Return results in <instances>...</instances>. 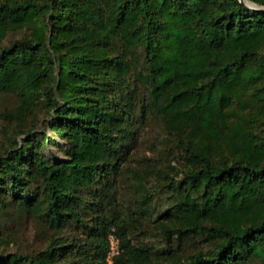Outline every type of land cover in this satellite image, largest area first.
<instances>
[{"label": "trees", "instance_id": "obj_1", "mask_svg": "<svg viewBox=\"0 0 264 264\" xmlns=\"http://www.w3.org/2000/svg\"><path fill=\"white\" fill-rule=\"evenodd\" d=\"M248 1L259 8L0 0V92L19 99L4 112L15 134L0 150V264H264V0ZM151 114L179 166L160 183L176 193L157 217L160 251L133 239L154 187L132 164ZM27 218L46 234L32 253L2 231ZM189 236L207 249L170 247Z\"/></svg>", "mask_w": 264, "mask_h": 264}, {"label": "rangeland", "instance_id": "obj_2", "mask_svg": "<svg viewBox=\"0 0 264 264\" xmlns=\"http://www.w3.org/2000/svg\"><path fill=\"white\" fill-rule=\"evenodd\" d=\"M245 3L249 6H254L248 0ZM18 102L19 99L15 94L0 92V150L3 149L7 139L15 134L12 127L8 129L7 118H4V112L13 109ZM9 133L10 135H8ZM48 134L57 141V144H50V148L56 156L63 157L65 152H67L64 142L53 133L48 132ZM133 155L134 160L132 164L136 168L151 169L153 175L149 179L152 185H154L151 189L152 194L149 196V201L145 203L148 211L145 212L143 218V232L134 236L133 239L135 242L139 239L144 245L153 250L160 251L163 248H167V244L159 226L160 219H157V217L168 209L176 198L173 188H160V183L165 178V171L175 176V170L170 168L171 166H176V169L179 170V166L176 162L173 145L169 142L167 132L158 116L153 114L148 115L138 126V135ZM128 189L126 182L123 183L120 199L126 204L128 201H132L131 193ZM2 231L4 236L11 242L9 248L27 253H32L42 247L46 237V234L43 232V226L37 224L31 218H27L26 220L20 219L8 224L2 228ZM170 245L177 254L182 256H187L198 249H207V243H204L199 237L192 236L175 240ZM252 264L263 263L257 260L253 261Z\"/></svg>", "mask_w": 264, "mask_h": 264}, {"label": "built area", "instance_id": "obj_3", "mask_svg": "<svg viewBox=\"0 0 264 264\" xmlns=\"http://www.w3.org/2000/svg\"><path fill=\"white\" fill-rule=\"evenodd\" d=\"M108 240H109V256H113L118 252V238L116 235L111 232L108 235Z\"/></svg>", "mask_w": 264, "mask_h": 264}, {"label": "water", "instance_id": "obj_4", "mask_svg": "<svg viewBox=\"0 0 264 264\" xmlns=\"http://www.w3.org/2000/svg\"><path fill=\"white\" fill-rule=\"evenodd\" d=\"M242 4H244L245 6H247L248 8H251V9H253V8H259L258 6H256L255 4H253L254 6H249V5H247L246 3H245V1L246 0H239Z\"/></svg>", "mask_w": 264, "mask_h": 264}]
</instances>
